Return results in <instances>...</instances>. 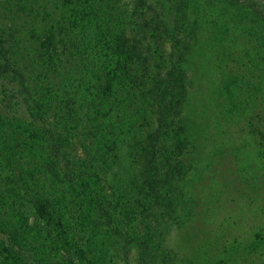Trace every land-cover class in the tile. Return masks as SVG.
<instances>
[{
    "label": "rangeland",
    "instance_id": "rangeland-1",
    "mask_svg": "<svg viewBox=\"0 0 264 264\" xmlns=\"http://www.w3.org/2000/svg\"><path fill=\"white\" fill-rule=\"evenodd\" d=\"M35 1L39 8L46 4L52 15L54 7L61 2ZM117 1L128 13V36L141 42L139 47L145 50L148 67L154 68L160 63L166 68L175 62L183 70L188 89L184 99L186 105L179 117L185 128L184 150L182 154H173V175L169 178H163L164 173L160 175V203L144 215L139 212L124 217L120 214L122 207L118 208L120 226L128 234V252L114 253L109 248L105 264H139L135 239L142 235L148 223L159 242L153 255L165 252L172 257L165 261L160 258L159 262L157 257L156 264H264V0ZM3 19L7 17L1 9L0 28L4 27ZM35 27L44 28L39 17L29 19L24 25L32 41L37 38ZM13 50L16 58L24 55V60L30 59L34 72L41 71L38 81L43 85L42 90L49 91L55 105H63L65 86H69L60 82V72L51 68L44 58L38 64L34 62L32 46L25 37ZM146 78L148 90L152 87L150 84L164 77L149 71ZM128 90V114L136 120V136L142 138L144 129L150 130L156 125L160 101L154 102L153 98L151 102L149 94H141L131 85ZM22 114L17 115L28 124L29 117ZM34 124L42 132L41 143L36 140L26 154L30 158L35 154L43 158L23 166L20 192L26 196L19 201L21 208L27 206L31 210L26 212L30 225H37L35 230L45 225L39 214L31 209L33 195L40 193H45L48 199L60 198L63 193L66 210L85 219V215H79L76 194L69 198L67 189L61 192L59 185L52 186L49 177L39 170L50 141L43 134L41 122ZM79 131L81 127L75 130V137L70 133L72 142L64 147L67 154L75 157L87 155ZM115 132V125L107 123L105 129L103 127L102 143L116 139ZM161 136L173 140V134L165 130ZM131 142H124L113 158L104 150L100 152V157L107 161L106 172L93 176L89 187L90 191L95 190L103 204L119 196L124 206L132 205L135 190L128 189V184L133 177L138 178L141 145L133 148ZM90 160H79L82 167H76L84 168ZM178 163L181 175L175 172L174 164ZM5 172H11V168L7 167ZM83 180V176L79 178L80 183ZM166 198L172 202L164 200ZM95 216L98 218V214ZM99 220L104 221L105 216L100 214ZM74 222L79 223V220L76 218ZM106 234L97 235L103 249L105 243L109 245L114 241ZM118 238H115L117 243ZM0 243L12 246L8 234L1 230ZM17 245L14 249L17 256L21 253V260L34 258L32 252L19 249ZM53 252V264H64L65 252L60 253L59 249Z\"/></svg>",
    "mask_w": 264,
    "mask_h": 264
},
{
    "label": "trees",
    "instance_id": "trees-1",
    "mask_svg": "<svg viewBox=\"0 0 264 264\" xmlns=\"http://www.w3.org/2000/svg\"><path fill=\"white\" fill-rule=\"evenodd\" d=\"M63 1L54 7L52 15L46 4L39 8L35 0H0V10L7 17L2 20L4 27L0 28V230L7 233L12 242V246L0 243V264H53L56 249L66 253L63 254L64 264H105L109 248L114 253H127L128 234L120 226L122 220L117 216L118 208L122 207L120 214L124 217L139 212L144 215L145 211L156 208L161 199L160 175L164 173L163 178L173 175V154H182L184 150L185 128L179 117L186 105L188 85L182 68L175 62L166 68L160 63L154 68L148 67L145 50L139 47L141 42L128 36V13L117 0ZM35 17L40 18L44 28H34L37 38L32 41L24 25ZM24 37L32 46L34 62L38 64L44 58L51 68L60 72V82L69 86H65L63 105H55L49 91L42 90L43 85L38 81L41 71L37 73L31 69L30 59L24 60V55L15 57L13 49ZM149 71L164 78L150 84L152 87L146 90ZM129 85L141 94H149L151 102L154 99V102L160 101L156 125L150 130L144 129L142 138L136 136V120L128 114ZM22 113L29 117L28 124L18 116ZM35 122H41L43 134L50 141L46 145V159L40 161L39 170L49 177L52 186L59 185L61 192L67 189L69 198L76 194L79 215H85V219L66 210L63 193L60 198L52 199L45 193L33 195L31 209L43 219V228L35 230L37 225L31 226L26 215L31 210L24 205L21 208L19 201L26 196L20 192L23 166L43 158L36 154L30 158L26 154L36 140L41 143L42 132ZM107 123L115 125L117 138L104 144L101 138ZM171 125H175L173 129ZM79 127L82 132L78 135L85 143L87 155L75 157L67 154L64 147L72 142L69 136L74 134L75 137ZM163 130L173 134L172 141L162 139ZM128 140L132 141L133 148L141 145L138 178L133 177L128 184V189L135 190L132 205L124 206L119 196H113L103 204L95 190L90 191L89 187L93 176L106 172L107 161L100 157V152L104 150L109 158H113ZM84 159L91 160L84 168L76 167H82L77 161ZM174 166L175 172L181 175L180 163ZM7 167L11 172H5ZM82 176L84 180L80 183ZM164 200L172 202L170 198ZM100 214L105 216L102 222ZM76 218L79 223L74 222ZM146 225L141 236L136 234L138 263L156 264L154 259L157 257V262L160 258L165 261L171 254L153 255L159 242L154 238L156 235L149 227L150 223ZM102 232L114 239L109 245L105 243V249L97 240V235ZM117 237L119 243L115 242ZM15 245L32 252L34 258L21 260Z\"/></svg>",
    "mask_w": 264,
    "mask_h": 264
}]
</instances>
